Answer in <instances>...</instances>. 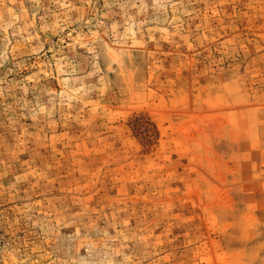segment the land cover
Segmentation results:
<instances>
[{
	"label": "rangeland",
	"instance_id": "rangeland-1",
	"mask_svg": "<svg viewBox=\"0 0 264 264\" xmlns=\"http://www.w3.org/2000/svg\"><path fill=\"white\" fill-rule=\"evenodd\" d=\"M0 264H264V0H0Z\"/></svg>",
	"mask_w": 264,
	"mask_h": 264
}]
</instances>
